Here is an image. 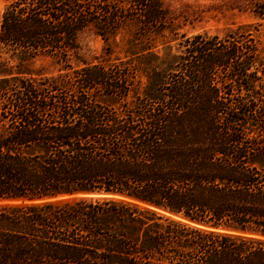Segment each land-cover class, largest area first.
Wrapping results in <instances>:
<instances>
[{
    "label": "trees",
    "instance_id": "trees-1",
    "mask_svg": "<svg viewBox=\"0 0 264 264\" xmlns=\"http://www.w3.org/2000/svg\"><path fill=\"white\" fill-rule=\"evenodd\" d=\"M6 1L0 264H264V0L163 55V0ZM39 54L57 74L25 70Z\"/></svg>",
    "mask_w": 264,
    "mask_h": 264
},
{
    "label": "rangeland",
    "instance_id": "rangeland-1",
    "mask_svg": "<svg viewBox=\"0 0 264 264\" xmlns=\"http://www.w3.org/2000/svg\"><path fill=\"white\" fill-rule=\"evenodd\" d=\"M6 2L0 0V11ZM163 3L174 17V21L164 33L152 38L154 50L159 55H163L168 46H171L172 52H179L181 46L178 42L183 39L182 35L188 37L206 32L209 35L223 36L239 24L260 22L251 11L252 0H163ZM121 37L122 34H119L115 41L108 42L113 51L110 59H126ZM78 41L79 55L83 60L94 62L105 57L104 48L107 42L94 31L82 32ZM260 43L264 50V25L261 26ZM59 67L57 59L48 54H39L24 60L25 70L33 74L54 75L58 73Z\"/></svg>",
    "mask_w": 264,
    "mask_h": 264
}]
</instances>
